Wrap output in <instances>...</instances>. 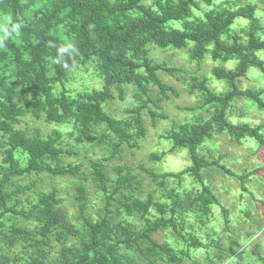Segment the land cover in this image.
I'll return each mask as SVG.
<instances>
[{
	"label": "rangeland",
	"instance_id": "1",
	"mask_svg": "<svg viewBox=\"0 0 264 264\" xmlns=\"http://www.w3.org/2000/svg\"><path fill=\"white\" fill-rule=\"evenodd\" d=\"M53 1L18 0L17 14L20 21L23 24L37 21L40 18L38 11L48 13ZM167 1L175 5L180 0H162L157 7L148 1L141 5L146 9L153 6L155 12H160ZM231 1L236 2L237 6L249 2L227 0L226 4L220 2L218 7L225 9L232 4ZM261 1L251 2L257 8L255 16H259L260 25L263 26L264 6ZM2 2L4 0H0V23H3L6 15L11 14L9 5H1ZM191 3L194 4L190 5L192 11L199 17L206 9L212 8L201 0H191ZM138 12L140 15L136 13L135 20L143 19L145 15ZM81 19L80 13L64 9L60 11L59 21L55 24L41 21L43 34L58 38L61 44L70 42L74 45L70 26ZM127 19L119 17L122 23ZM250 23L249 19H236L232 29L222 34L221 40L229 46L246 43ZM161 31L167 34L168 29L162 25ZM12 42L27 54L28 42L21 37ZM34 42L35 39L31 38L30 44ZM153 47L147 44V54L142 55V58L165 63L166 68L175 69L172 72L157 71L158 84L168 89L163 90L152 82L146 85V92L131 83L115 84L109 86L107 96L101 101V111L121 123L128 134V139L122 142L115 135L105 138L107 142L110 139L111 143L119 144L116 153H112L113 149L104 144L90 146L79 143L76 139L79 136L78 126L74 123L76 117L63 115L62 109L58 108L61 95L73 104L84 93L104 90L105 82L97 76L90 63H86L83 69L68 71L62 84L56 81L51 85L53 90L50 95L59 119L65 116L71 118V122H66L64 118L61 121L66 123L57 124L55 121L49 122L46 119L47 109L40 107L44 104L41 89L39 94L32 97L30 93H25L22 85H16L13 57L6 47L0 49V81L5 80L16 87L9 97L11 103L22 112L20 124L13 125L12 131L21 133L20 137L25 140L44 143L52 141L59 134L61 139H58V143H62L63 149L71 153L61 155V160L57 162L49 160V163L53 168L77 167L73 173L62 175H46L45 172L10 175L4 183L5 191L10 193L6 200L8 208L16 212H29L42 195L53 196L56 203L50 204L53 201L47 200V204L41 205L25 219L17 217V220H12L16 218L13 215L9 219L2 218L4 226L1 232L4 233L0 235V264H29L33 260H39L40 264H66L61 254L63 250L50 232L44 231L40 236L44 244H39V248L34 245L38 239L35 236L38 218H42L44 212L50 214L52 209L70 230L65 240L76 248L74 252H65L70 264L80 261L82 256L83 252L77 251L80 236H84V241L89 243L86 231L89 225L96 227L98 224L106 227L101 241L109 247H116V250L111 248L114 252L118 251L119 264H264V146L253 139H231L222 127L221 119L220 122L214 120L221 112L222 118L232 125L247 124L260 127V132H264V107H260L257 97L251 99L243 94L247 91L257 94L261 90L262 95L258 98L264 103V71L254 65L248 66L246 73L235 80L239 92L231 96L226 105H222L213 98H222L233 88L228 80L218 77L215 70L218 67L234 69L239 62L238 54H233V60L223 65L220 60H213L211 47L206 49L202 60L192 58L189 49L163 51ZM247 54L261 62L264 68V48H252ZM138 62L142 64L141 57ZM53 63L49 58L47 67L50 71L46 75H51ZM138 70V74L142 75L143 70ZM203 81L205 83L202 87H194V84ZM0 92L3 94V91ZM0 101L6 105L2 96ZM30 101L39 106L38 115L32 107H25L26 102ZM207 121L210 127L207 130L208 139L205 138L204 145H198L196 153L201 167L195 172L189 171L193 162L187 153V146L185 143L175 146L170 130L173 126L181 132L180 127L185 126L184 130L189 131L192 125L200 126ZM137 125L143 130L142 136H135ZM90 130L94 137L108 134L103 124ZM7 148L5 137L0 135V151L4 152ZM23 148L17 147L13 152L20 166H23V159L27 157V151ZM6 159L0 153V173L9 167ZM117 168L129 172L135 177V182L130 192L119 191L126 198L125 206H120L114 200L105 206L103 194L98 193L100 189L93 187L94 173L97 170L105 172L108 186L104 191L108 194L117 184H114ZM148 172L160 175L183 174L181 178H153ZM200 175L206 184L202 185L195 178ZM95 184L99 185L98 182ZM20 186L28 190L12 193ZM118 196L114 195L115 198ZM147 202L148 209L141 216L140 206ZM146 225L153 230L149 232V239H142L139 246L136 243L121 248L115 245L118 239L130 237ZM51 230L54 231L53 228ZM208 242L218 247L207 248L205 244ZM88 254L83 264H115L108 261V258H102L103 250L96 257Z\"/></svg>",
	"mask_w": 264,
	"mask_h": 264
},
{
	"label": "trees",
	"instance_id": "2",
	"mask_svg": "<svg viewBox=\"0 0 264 264\" xmlns=\"http://www.w3.org/2000/svg\"><path fill=\"white\" fill-rule=\"evenodd\" d=\"M144 1L153 3V5H158L162 0H54L50 3L49 12L45 13L42 10L38 11L40 18L35 22L25 23L22 29L21 38L23 41L28 42V52L25 54V50H21L16 46L12 40H9L6 44L7 50L13 57L15 63V82L16 85L23 86L26 90L25 93H30L32 97L39 94L41 89L43 92L44 104L40 106L41 108L47 109L46 119L50 122L55 121L57 124L71 122L70 117L66 118V122H62L59 119L57 112L55 110L54 102L52 101V96L50 95L54 82L63 83L66 78L67 72L73 69L85 68L86 63H90V66L94 68V72L97 76L101 78L105 85L103 91L97 92L93 91L91 94H86L75 100L73 104H70L66 100V96L61 95L60 107L62 109L63 115L70 114L76 122L79 136L76 137L79 143L90 144H104L109 148L113 149L112 153H116L119 148V144L111 143V140L107 142L106 137L110 135H115L120 142L128 139V134L124 126L114 119L107 117L100 108L101 101L107 96L109 86L115 84H128L131 83L134 86H139L140 90L146 92V85L149 83L158 84L159 78L157 76L158 70H164L166 72L175 71L174 68H166L165 63H155L146 58H142V55L147 54L145 46L147 44H152L153 49H161L163 51L167 50H183L189 49L191 51V56L195 60H202L203 55L208 47H211V55L213 60H220L223 65L228 61L233 60V54L239 55V62L234 69L224 70L223 68H216L218 77L228 80L233 90L228 92V95L222 98H213L220 101L222 105H226L228 99L237 95L239 92L235 86V80L237 77L243 76L248 66L254 65L262 68V63L257 62L255 59L251 58L247 53L252 48H264V25H260L259 16H255L257 8L248 0V4L237 6L236 2L231 1L232 4L222 9L218 7L219 3L226 4L227 0H201L207 6H212V8L206 9L201 17L194 14L190 5L191 0H180L179 3L173 5L170 2H165L163 8L160 12H155L154 8L149 6L148 9L143 7L141 4ZM153 1V2H152ZM229 3V2H228ZM264 6V0L261 1ZM1 5H9L10 12L13 20L20 21L18 17V0H4ZM196 7V5H195ZM68 9L71 12L80 13L82 19L77 23L74 22L70 26V31L73 34V42L76 48L75 54H70L65 56L60 60L59 63H55L57 58V48L53 45H60L61 42L58 38L44 35L43 26H41V21L44 23L55 24L58 22V15L60 11ZM140 11L145 15L143 19L135 20L138 12ZM193 12V13H192ZM137 13V14H136ZM126 17L123 23L119 21V17ZM238 18L249 19L251 21L249 25V30L246 33L248 41L244 44H239L236 36L234 38L237 41L236 46H229V44L224 43L221 40V36L224 32L232 29L234 21ZM162 25L166 26L168 31L167 34L161 31ZM35 39L33 44H30V39ZM261 41H257V40ZM142 59V64L138 62V58ZM51 59L53 66L51 68V75H46L50 69L47 67L48 59ZM67 64L68 67H64ZM165 64V65H164ZM142 69V75L138 74L139 70ZM204 81L198 84H194V87H202ZM46 84L45 87L43 85ZM158 86L165 90L168 89L166 86ZM16 87L10 85L5 80L0 81V97L2 96L3 102L0 101V135L6 139V147H8L4 152L1 150L2 156L7 157L6 161L9 165L7 169H4L0 175V204L3 210L0 211V235L1 228L4 226L3 217H8V219L13 215L16 218L12 220H17V217L25 219L28 218L31 213L38 210L41 205L47 204V200H52L50 204H55L51 195H42L38 202L34 204L29 212H16L14 209L8 208L6 203L10 193L5 191V182L9 179L10 175H28L31 173H42L45 172L46 175H62L67 173H73L77 167H62L53 168L49 163V160L58 161L61 160V155H67L71 151L64 150L62 143H58L60 135L58 134L56 138L48 143L25 140L20 137L21 133L12 131L13 125L20 124V116L22 115L21 109L14 106L10 101V93L14 91ZM20 90V89H19ZM261 90L257 94H253L250 91L244 92V95L250 97L251 99L257 97L260 107H264V103L258 98L262 95ZM26 108L32 107V110L36 115H38V107L35 106L31 101L26 102ZM74 105V106H73ZM161 118L164 116L160 115ZM225 128V132L231 139L239 140L240 138L253 139L260 146H264V132H260V127H251L250 125H232L222 118L221 112L218 116L214 117V120L220 122ZM69 120V121H68ZM68 124V123H67ZM103 124L106 127L108 134H102L98 137L92 136V127ZM14 127V126H13ZM181 132L175 129L173 126L171 128V136L174 139L175 146L182 145L183 143L187 146V153L190 155V159L193 162V166L189 171H197L201 167V163L196 155L197 147L203 144L208 139L207 130H209V122H204L202 125H192L190 130H184L185 126H181ZM12 131V132H11ZM183 132V133H182ZM7 134V135H6ZM143 130L137 125L136 135L142 136ZM60 138V139H59ZM213 137L210 138V140ZM59 139V140H58ZM171 139V137H170ZM58 140V141H57ZM84 143V144H83ZM178 143V144H177ZM206 143V142H205ZM204 145V144H203ZM17 147H25L27 151V157L23 159V166H20V161L14 157V149ZM183 147V146H182ZM72 154L75 153L72 151ZM54 165V164H53ZM57 166V163L55 164ZM120 168V167H119ZM117 168L116 180L117 184L112 188V191L108 194L105 193V189L108 180H105V172L97 170L95 174V180L93 187L99 188V194H103L105 206H109L111 201H115L120 206H125V200L121 194L120 190L131 191L133 187L134 176L129 172H124L122 169ZM185 172V171H183ZM149 173V172H148ZM153 178L159 177H180L183 173L179 172L177 174L168 173L164 175L149 173ZM198 181L204 185L203 177L195 176ZM98 182L97 186L95 183ZM26 187H18L12 193H21L27 191ZM119 194L117 198L114 195ZM181 197V196H180ZM124 200V202L122 201ZM121 202V203H120ZM190 202V200L188 201ZM187 202L185 201L184 204ZM149 206V203H144L140 206L139 214H145ZM81 208L83 206H80ZM139 207V206H138ZM190 209V207H186ZM138 213V212H137ZM173 213V212H172ZM43 218V220H41ZM42 218H38V229H35V236L38 239L34 241V245L44 244L41 241L40 236L44 231L50 232L54 236L56 243L60 244L63 253H61L65 259L66 264L68 262L65 252H74L75 247L71 242H67L65 237L70 235V230L68 227L58 219L57 212L54 209L50 210V214L47 212L43 213ZM161 221V220H160ZM165 223V222H160ZM147 224V222H146ZM174 225V224H173ZM11 226V225H10ZM101 224L95 226L89 225L87 233L89 235V243L87 240L84 241V236H80L78 239L80 246L77 251L83 252L82 256L74 264H83V260L86 259L87 254L93 257L97 256V253L101 250L104 251L102 258H108V261H112L115 264H119L118 261V251H113L112 248L116 250V247L111 245L110 247L101 241L106 227H100ZM157 227V226H156ZM54 229V231L51 230ZM9 229V226H8ZM7 229V230H8ZM6 230V231H7ZM149 226H143L142 228L133 232L130 237L118 239L115 243L121 248L123 245L131 243H136L138 246L142 243V239H149V232L152 231ZM99 234V235H97ZM121 245V246H120ZM198 245H201L198 243ZM207 248L218 247L213 243H206ZM205 246H201L206 248ZM112 247V248H111ZM117 248V249H118ZM76 251V252H77ZM43 255V253H41ZM170 258V257H168ZM29 264H40L39 260H33ZM86 264H93L92 262H87Z\"/></svg>",
	"mask_w": 264,
	"mask_h": 264
},
{
	"label": "clouds",
	"instance_id": "3",
	"mask_svg": "<svg viewBox=\"0 0 264 264\" xmlns=\"http://www.w3.org/2000/svg\"><path fill=\"white\" fill-rule=\"evenodd\" d=\"M24 24L22 21L13 20L11 14L4 17L3 23H0V49H4L9 40H19L22 35ZM57 48V58L55 63H59L62 58L76 53V48L72 43L53 45ZM64 67H68L67 64Z\"/></svg>",
	"mask_w": 264,
	"mask_h": 264
}]
</instances>
